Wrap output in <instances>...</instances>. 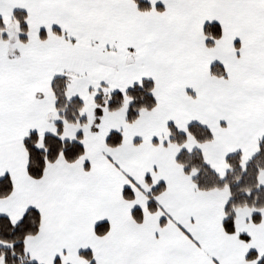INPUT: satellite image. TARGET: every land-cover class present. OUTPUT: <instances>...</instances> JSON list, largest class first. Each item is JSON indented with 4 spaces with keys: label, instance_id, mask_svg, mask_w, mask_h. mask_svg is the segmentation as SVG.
Returning a JSON list of instances; mask_svg holds the SVG:
<instances>
[{
    "label": "snow or ice",
    "instance_id": "snow-or-ice-1",
    "mask_svg": "<svg viewBox=\"0 0 264 264\" xmlns=\"http://www.w3.org/2000/svg\"><path fill=\"white\" fill-rule=\"evenodd\" d=\"M0 264H264V0H0Z\"/></svg>",
    "mask_w": 264,
    "mask_h": 264
}]
</instances>
